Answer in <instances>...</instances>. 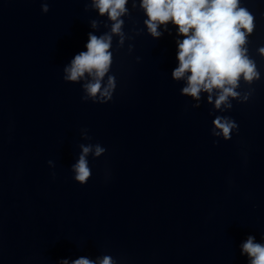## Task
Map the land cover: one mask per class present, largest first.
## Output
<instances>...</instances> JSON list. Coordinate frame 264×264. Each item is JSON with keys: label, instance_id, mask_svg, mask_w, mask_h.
<instances>
[{"label": "water", "instance_id": "95a60500", "mask_svg": "<svg viewBox=\"0 0 264 264\" xmlns=\"http://www.w3.org/2000/svg\"><path fill=\"white\" fill-rule=\"evenodd\" d=\"M125 7L117 33L94 0H0V264H249L242 242H264V0L238 4L259 75L219 107L172 76L175 25L153 36L140 0ZM90 32L111 36L107 99L65 79Z\"/></svg>", "mask_w": 264, "mask_h": 264}, {"label": "clouds", "instance_id": "9594fccd", "mask_svg": "<svg viewBox=\"0 0 264 264\" xmlns=\"http://www.w3.org/2000/svg\"><path fill=\"white\" fill-rule=\"evenodd\" d=\"M146 14L144 23L153 36L161 35L160 25L171 22L182 38L177 40V65L172 70L174 78L186 81L182 92L199 96L201 91L212 93L218 90L215 104L228 100L229 95L236 96L238 80L243 74L247 80L259 75L252 60L245 55L242 47L246 39L245 31H251L252 15L244 8L238 7L239 0H140ZM126 0H94V6L100 13L107 12L112 24V32H120L121 14L126 12ZM47 4L42 5L46 10ZM111 36L107 33L96 35L88 33L84 48L76 52L65 66V79H87L84 85L89 95L99 92L98 98L111 96L113 77L101 88V78L108 71L111 61ZM264 52V48H261ZM87 74V75H86ZM212 99V95L208 96ZM214 123L225 138L231 135L234 122L216 117ZM82 151L77 161L71 166L75 170V179L86 183L91 169L86 154L92 145H81ZM105 149L97 144L94 153ZM242 253L249 257V264H264V242L255 240L252 235L241 244ZM65 264H68L65 260ZM71 264H97L85 256L71 261ZM99 264H112L110 256L105 255Z\"/></svg>", "mask_w": 264, "mask_h": 264}]
</instances>
